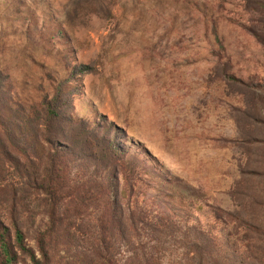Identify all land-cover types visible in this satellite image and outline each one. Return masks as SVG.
I'll list each match as a JSON object with an SVG mask.
<instances>
[{"label": "rangeland", "instance_id": "374dc122", "mask_svg": "<svg viewBox=\"0 0 264 264\" xmlns=\"http://www.w3.org/2000/svg\"><path fill=\"white\" fill-rule=\"evenodd\" d=\"M263 42L264 0H0L1 115L55 105L53 130L32 127L64 148L71 186L109 187L145 234L173 221L162 262L193 264L196 239L244 234L217 210L264 231ZM13 168L0 160V229L14 242L20 219L38 254L48 203Z\"/></svg>", "mask_w": 264, "mask_h": 264}, {"label": "trees", "instance_id": "16d2710c", "mask_svg": "<svg viewBox=\"0 0 264 264\" xmlns=\"http://www.w3.org/2000/svg\"><path fill=\"white\" fill-rule=\"evenodd\" d=\"M2 109L0 106V160L13 165L17 177L24 180L23 185L32 188L36 196L43 197L48 203V223L37 237L38 254L27 244L20 219H12L14 242L9 237L10 229L2 225L0 264H19L20 253L28 256L30 264H54L56 254L62 251L72 254V261L64 260L65 264H163L162 258L168 249L158 247V243L164 244L177 233L168 231L173 230V221L166 219L162 222L164 226L160 225L163 228L145 234L137 227L136 219L125 218L118 195L109 187L80 189L71 186L67 164L59 156L64 148L60 149L59 144L53 143L46 134L33 130L32 125L36 126L37 119L14 115V121L11 119L7 123L1 115ZM45 110L46 113L38 114L40 123L42 120L45 129L53 130L52 126L61 117L60 111L51 103L45 105ZM84 131L87 139H91L92 129L86 126ZM93 144L97 147L95 139ZM106 151L115 162L125 161L110 145ZM121 167L126 170V161ZM217 213L224 212L217 210ZM217 213L215 218L227 221V225L238 221V229L244 234L240 236L235 228V234H227V245H219L214 238V244L206 246L196 239L187 254L192 256L193 264H264V231L239 221L230 213H224L225 218ZM234 236H237L235 240L232 239ZM147 238L155 246L144 243ZM122 244L129 253L125 259L120 258Z\"/></svg>", "mask_w": 264, "mask_h": 264}]
</instances>
